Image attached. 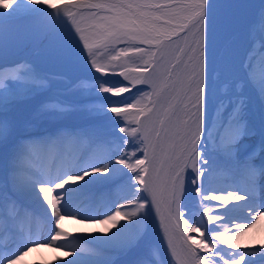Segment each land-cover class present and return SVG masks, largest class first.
I'll use <instances>...</instances> for the list:
<instances>
[{"label": "snow or ice", "instance_id": "snow-or-ice-1", "mask_svg": "<svg viewBox=\"0 0 264 264\" xmlns=\"http://www.w3.org/2000/svg\"><path fill=\"white\" fill-rule=\"evenodd\" d=\"M228 3V0H79L73 3H54L53 0H0V52L6 53L10 48L27 49L33 55L47 51L51 55L59 54L58 42L54 35V28L50 20L34 15L32 6L47 8L57 16H63L70 21L74 32L87 56L94 71L102 75L110 72L115 74L117 68H122L118 75L124 81L131 83L135 80L140 99L135 103L127 100L119 102L123 107L112 106L109 110L124 118L125 122L134 127H121L120 132L128 137L136 138L140 145L143 157L135 159L130 157L118 159L117 163L124 165L135 173V181L139 182L141 192L148 197L157 215L161 216V226L165 233L168 228L164 225L161 215V205L166 207L169 215L179 212L180 200L184 195L185 173L192 170L199 182L205 171L201 163L203 159L200 145L205 132V101L207 94V43L210 26H219L225 15L218 12V8ZM260 9L255 22L250 25V36L264 49V0H260ZM81 20H77L78 12ZM90 19L93 23L88 28L81 27L84 20ZM22 22V23H21ZM120 44L125 47L117 46ZM103 49L105 53L114 52L109 64L98 63V53ZM124 61V63H113ZM143 61V64L137 63ZM128 62L136 64L129 68ZM5 63L0 64L3 68ZM98 69H101L98 71ZM243 69L247 79L235 77L221 78L217 73L214 79L219 81L218 92L223 97L217 107V120L210 133L213 148L223 151L228 158L235 159L236 145L244 135H252L248 115V97L243 94L245 87L251 83L250 74L252 64L244 60ZM47 80L40 77L28 59L12 64L11 70L0 74V142L4 145L15 135L16 120L12 110L16 105L31 98L33 88L45 86ZM79 89V87H78ZM121 89H123L121 91ZM99 91L119 95L129 91L127 86L110 87L99 85ZM147 100L144 103V100ZM261 105H264V89L260 95ZM60 104L43 105L33 117L24 122V128L31 130L34 121L39 119L47 109H59ZM231 106L226 120L220 118ZM86 137L88 141L96 138L91 130L73 134L65 132L55 136H47L43 141L37 142L33 138L21 136L13 148L12 155L7 162V171L0 178V209L10 206L14 216L3 215L0 223V264L5 260L11 261L18 256H24L29 245L48 244L46 238L36 240L31 234L26 235L20 228L21 219L27 221L28 213L34 222L36 213L22 205L16 195L21 186L31 188L35 185L39 194L44 198L45 192L40 189H52V195L64 206V196L58 190L68 183H76L84 178L80 175H66L63 179L54 180L55 175L63 166L73 161L74 156L61 159L59 164L41 167L30 173L29 178L21 183L19 173L22 161L38 146L45 149L48 143L62 144L69 138L79 139ZM127 143V141H125ZM264 142L258 144L244 160L242 167L249 183H254L257 174L264 175ZM132 155H135L133 153ZM140 161L139 167L136 162ZM107 166L95 169V172L105 173ZM89 175V174H88ZM67 180L65 184L64 181ZM59 182L61 187L56 189ZM197 193L200 190L197 189ZM140 195V193H137ZM208 197L205 196V199ZM245 197L229 191L226 195H213L215 201H240ZM46 203V202H44ZM145 208V203H142ZM138 209V210H139ZM79 210L64 211V215H75ZM119 213L120 219L112 222L111 217ZM264 214L257 212L256 216ZM135 215V213L131 214ZM131 215L117 209L103 218L105 223L104 235L116 229L121 220H130ZM216 215L208 217L209 223L218 220ZM187 227L182 229V237L187 236L188 229L194 233H201V242L187 236L181 251L186 256L194 257L197 264H264V249L235 250L236 245L226 233L219 230L201 229L195 224L183 221ZM179 227V225H177ZM208 231L215 232L209 238ZM7 233V239H5ZM192 240V244H188ZM173 256H178L177 248L172 239L168 240ZM135 245L130 240L122 246L121 250L112 253L109 258L101 259L98 250L92 248L87 251L74 243L56 244L57 248L67 251V258L79 257L73 264H117V257L125 254ZM195 245V246H193ZM226 245L229 247H221ZM232 249V251L229 250ZM201 251L203 254H200ZM66 259L57 261L63 264ZM247 258V259H246ZM137 264H151L146 259L137 261Z\"/></svg>", "mask_w": 264, "mask_h": 264}, {"label": "rangeland", "instance_id": "rangeland-1", "mask_svg": "<svg viewBox=\"0 0 264 264\" xmlns=\"http://www.w3.org/2000/svg\"><path fill=\"white\" fill-rule=\"evenodd\" d=\"M55 1L56 0L53 2ZM260 7V0H243L239 8L235 11L233 9L234 13L231 15L229 25L219 36L216 45L212 48V52L207 54L205 132L202 137V144L200 145L203 159L206 160L207 163H201V168L205 171L200 177L199 182L196 184L193 183V180L196 179L195 173L192 170H186L184 195L180 200L179 212L172 215V219L175 223V226L173 225V230H176L175 232L179 233L180 237L185 240L187 239V236H191L193 238V235L198 234L188 229L187 236L182 237V229L187 227L183 223L185 219H187L189 223L195 224L199 227L201 232H204L202 229L206 230L207 228L213 230V228L209 227L207 214L209 204H211V202L209 201V198L205 199V196H207L206 193L210 185L211 174L219 171V169H222V165H226V162L223 161L222 157H227L223 151L216 150L213 148V144L209 143V146L207 143L208 141H211L209 138L210 131L213 129L211 123L215 124L217 120V107L220 100L223 99L218 92L219 81L214 79V76L219 73L221 78L235 77L236 79H244L242 75L246 73L243 69L246 56L249 54L248 57H251V59L256 56V53H262L264 56V49L259 46L258 41L256 42L251 38L249 32L250 25L255 22ZM42 9L43 8H39V6H32L34 15L43 18V15H41ZM73 11L78 12L77 20H81L79 13L84 12L85 10L81 9ZM91 23H93V21L90 19L84 20L81 23V27L87 29L88 25ZM53 28L55 30L54 35L59 46V54L51 55L47 51H42L37 55L32 54L28 58V60H30L33 64L35 72L40 77L45 78L47 83L45 86L33 88L31 90V98L26 102L16 105L12 110V115L17 124L14 136H16L17 133L26 130L23 126L24 122L31 119L33 114L46 104H60L59 106L61 108H65V110L60 111L56 108L47 109L43 112L39 119L34 121V126L32 127L33 129L39 131L42 127L53 129L56 126H62L65 127L67 131L69 130L68 132L75 134L88 130L96 133V138L90 142L86 137H83L79 147L87 148L88 152L91 154L95 150L101 151L102 148L104 152L108 154V157H103L99 161V163L94 167V173H92L91 182H93V185L102 184L103 186L97 190V194L103 197L109 191L111 184L116 183L118 185V189L122 191V193H132L135 195V211L133 212V209L129 208V214L131 215L135 213V215H131L130 220H122L126 229L124 234H122V231L119 230L120 244L117 246L118 249L121 250L122 246L126 244V242L130 240L138 241L145 233L149 224V219H156L158 217L150 201L149 203L145 201L147 199L145 194L141 192L142 186L134 179L136 174L132 173L129 169H125L122 164L117 163L112 147L115 140L119 139L123 142L127 141V143L125 142L127 146L135 147V159L143 157V153L140 151V145L138 144L136 138L128 137L126 133L119 131L121 127L130 128L135 126L130 123L131 118H128L129 122L126 123L124 118L117 116L109 109L112 106L123 107V104H117L125 100L129 103H135L137 99H140L138 89L143 88L144 86L137 85L135 80H132L131 83L124 81L123 77L118 75L119 71L123 70L122 68H117L115 74L110 72L108 75H102L99 72L94 71L92 65L89 63L87 53L83 49L78 36L74 32V28H72L70 21L68 22L63 16H56ZM125 46L126 45L124 44H120L117 46V50L119 47ZM19 50L21 49L10 48L6 53L0 52V58L13 56ZM114 54V52L105 53L103 49H101L97 54L98 63L105 65L109 64L110 57ZM213 60H215V64L212 68ZM250 62H252V60ZM113 63H124V61H116ZM137 63L143 64V61H137ZM257 64L260 67L255 68L252 66L250 74L251 83L246 86V90H243V94L246 96L248 95L247 115L249 122L250 115L253 114V112H258L260 115L254 114V117L256 118L257 116L259 121H262L261 125L264 127V118L261 119V114H264V105H261L260 102L261 90L264 89V80L259 82L256 79L257 76L261 77L264 75V62H262V64ZM127 66L132 68L135 67L136 64L128 62ZM10 70L11 68H3L0 72L5 73ZM99 70L101 69H98V71ZM245 75L247 76V74ZM78 76H80L81 79L76 80L75 78ZM101 84L110 87L127 86L129 91L119 95L101 92L99 91V85ZM122 90L123 89H121V91ZM143 102L146 103L147 100L145 99ZM230 109L231 106H229V108L223 113H220V118L226 120ZM251 126L255 130V126ZM258 132L262 134L261 126H259ZM260 141L264 142L263 134L261 135ZM246 145L247 141H243L241 143L239 141L236 145V154L243 148L244 150L242 151L244 152ZM7 147L8 146L6 145L5 148ZM9 158V153H7L6 158L0 157V171L6 170L3 161ZM76 159L77 158H74V162L78 163V160ZM228 159L230 160L231 158ZM136 164V167H139L140 161H137ZM101 165L107 166L108 171L105 172V174L109 176L105 178L103 182H99L97 179L98 175L102 173L95 172V169L100 168ZM231 170H233V168H231ZM86 178L87 175H85L83 179ZM112 178V181L109 180ZM255 180L257 181V187L260 189V195H262L261 199H263L264 179L257 180L256 177ZM73 189L78 191L79 187L74 186ZM197 189H199L200 193L204 194V196L198 194ZM215 191L219 190L215 189ZM137 193H140V195H137ZM87 194L88 192L85 195ZM85 203H87V200ZM142 203H145V208L139 209V207L143 206ZM115 208V198H112L106 209L109 212H113ZM119 210L124 211V209ZM103 211L104 210L102 208L101 212ZM43 219L44 221L47 220H45L44 216ZM93 220H95V218H93ZM112 222L115 221L112 219ZM177 225H179V227H177ZM209 233L210 231L207 232V234ZM187 242L188 244H192V240H188ZM117 246L114 248H117ZM133 250L134 249L130 250L128 255L124 256L123 254L117 258H120V261L123 257L130 259L136 256L133 255ZM184 258L186 260V264H197L194 257L184 255ZM141 259H146L150 261L151 264H171L165 250L164 243L159 236L155 237L142 247L138 253V257L133 259V261L131 260L132 264H137V261ZM126 264H131V262L126 260Z\"/></svg>", "mask_w": 264, "mask_h": 264}, {"label": "bare ground", "instance_id": "bare-ground-1", "mask_svg": "<svg viewBox=\"0 0 264 264\" xmlns=\"http://www.w3.org/2000/svg\"><path fill=\"white\" fill-rule=\"evenodd\" d=\"M215 2V0H214ZM228 14V9L224 12L223 15H225L222 20L223 22L219 25L216 26L214 31L211 34L210 39L208 40L207 43V49L212 46V44L215 42L216 38L220 34L225 22H226V17ZM264 62V56L262 53H256V56L252 59V66L255 68L260 67L257 63ZM257 81L262 82L264 80V75L261 77L257 76L256 77ZM246 90V89H245ZM247 92V91H246ZM248 97V95H247ZM257 121H259V118L256 116ZM83 123V122H82ZM250 125H252L250 123ZM61 130V129H60ZM58 129H56V132ZM69 131V130H68ZM54 132L52 135H50L48 130H41L39 137L37 138V142L43 141L45 137L47 136H55L57 134H62L63 131L60 132ZM263 138H264V131H262ZM254 132L252 135H244L240 139V143L243 141H247V145L250 148V150H255L258 146V144L261 143L260 138H258ZM257 139L255 144L253 141ZM17 143V142H16ZM76 141L72 140H65L62 144L59 145H54L52 143H48L47 147L45 149H41L38 153H35V150L31 152V159H28V162L22 161L23 169L19 173V180L21 182H24L28 179L27 172H32L34 167H47L53 164H56V157H63L65 159V152L68 155H72L73 152L75 151V145ZM246 145V146H247ZM242 146V145H241ZM246 149V147H245ZM242 151V150H241ZM85 150L83 149L79 154L83 155ZM264 155V153H262ZM2 156V155H1ZM242 154L237 153L235 156V159H230L233 160V163L236 165L241 164L242 162H238L240 160H245L246 158L241 157ZM238 160V161H237ZM224 162L229 161L228 157L223 158ZM238 162V163H237ZM219 163V162H218ZM233 168V167H232ZM7 171V170H6ZM6 171L0 172V177L2 178ZM225 172H233L235 174V180H224L225 178L222 177V174L220 176H215L213 185L215 189H218L219 191H216L217 195L223 196L226 195L227 192L232 191L235 192L239 195L241 191L242 194L240 195H246L247 193L250 195L251 193H257L260 195V189L257 188L256 186H253L252 188L248 189V179L243 175L238 168H228L227 166L225 167ZM87 177H90L91 174H86ZM62 177V176H61ZM59 177V178H61ZM109 177L105 173L99 174L98 179H101V181L105 180V178ZM237 177V181H236ZM257 180H262L264 178V175L261 177L259 174H257ZM58 177L55 175L54 180H56ZM205 181V180H204ZM257 182V181H256ZM261 186V185H260ZM259 186V187H260ZM41 192H45L46 194L44 195V198L42 200V197L39 194L38 188L33 185L30 189L21 186L18 194L19 195H26L27 196V202L29 204H32L36 208H38L42 213H46L47 216L53 220V222L58 223L56 227L53 228V223L52 227L50 228L52 232V237L49 240V243L45 246H40V245H29V250L24 256H18L15 259H12L11 261H7L5 264H57V261L63 260L67 258V251L64 248H57L55 245L56 244H67V243H74L73 241H67L63 240L64 237L69 236L70 238H76V237H82L83 239L93 242H97L101 246H103V250L100 247H95L92 244L86 243L85 241H81L77 244L78 246L84 248L87 251H91L92 248L95 250H98V256L101 259H107L110 254L107 251L114 250V247L120 244V237H119V229H113L111 233H109L107 236L104 235L105 231V226L103 223H105L104 220L100 221H86L83 220L87 218L88 214H99L102 213L101 210L103 208L102 203H98L96 199L93 200V207L87 212L83 214H77V216L73 217H68L67 215H64L63 212L69 210V207L61 206V205H56L59 204L57 201V198L52 195V193L44 188L40 189ZM246 194H245V193ZM251 192V193H250ZM262 196V195H261ZM245 198L243 200L238 201V209L243 207L244 211L239 214L236 218L233 219H226L225 217H222V213L226 212L223 209H216V206L211 205L210 208V213L211 215H216L219 217L218 220L213 222V228L214 230H219L221 232H225L227 235L225 238H230L232 240V243L236 245L237 251L239 250H255V249H264V214L260 215L259 217H255L254 214L256 213V209H261L264 212V200L258 201L257 206L251 205L250 207L243 204L247 200V196H244ZM236 201L233 199L232 201H224L219 203H225V202H233ZM46 202V203H44ZM119 203H123V200L120 201ZM237 203V201H236ZM232 204V203H231ZM230 204V205H231ZM78 205V204H77ZM57 206V208H56ZM249 208V209H248ZM5 209V212L3 210ZM7 209H11L9 207H4L3 209H0V213H3V215H8L11 214L13 215V211L10 213L8 212ZM260 212V210H258ZM81 213V212H78ZM208 214V213H207ZM29 219L24 222V225L28 228H31L34 226L32 223L31 219V214H27ZM161 215L164 218V225L167 226L168 228V220H167V211L166 207L164 205H161ZM199 215V214H198ZM82 216L83 219H80ZM194 216V215H193ZM192 216V217H193ZM3 216H0V219ZM161 217V216H160ZM191 217V216H190ZM196 217V216H195ZM194 218V217H193ZM37 220V219H36ZM46 220V219H45ZM112 220V218H111ZM161 220V219H160ZM194 220V219H193ZM199 220V219H198ZM38 224H41L42 220L41 218H38ZM205 222V221H204ZM197 223V222H196ZM20 226V225H19ZM32 226V227H31ZM203 226V224H202ZM201 227V225H200ZM29 230L25 232L26 235L31 234L33 239H37L38 234L35 232L33 233L32 230ZM208 229V228H207ZM37 231L39 228L36 229ZM159 230V231H165L164 227L161 226V223H157L154 227V231ZM205 231V229H202ZM212 230V229H211ZM47 231V230H46ZM152 231H149L151 233ZM36 234V235H35ZM201 233H198L200 235ZM35 235V236H34ZM51 236V233L49 234ZM215 235V232H210L208 234L209 238ZM45 237V236H44ZM62 237V238H61ZM142 241V240H141ZM240 241L244 243L243 246L240 245ZM167 244L169 246V243L167 241ZM221 247H229L226 245H221ZM139 250V246H136L133 250V255H137ZM230 251L232 249L229 248ZM79 257H69L67 258V261H64L63 264H73L74 260H78ZM130 262V260H129ZM120 263V258H117V264Z\"/></svg>", "mask_w": 264, "mask_h": 264}]
</instances>
